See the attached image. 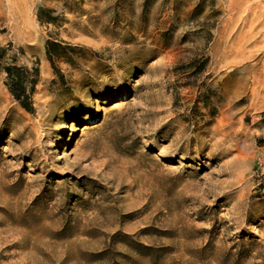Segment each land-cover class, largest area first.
<instances>
[{
  "label": "rangeland",
  "instance_id": "rangeland-1",
  "mask_svg": "<svg viewBox=\"0 0 264 264\" xmlns=\"http://www.w3.org/2000/svg\"><path fill=\"white\" fill-rule=\"evenodd\" d=\"M0 50V264H264V0H0Z\"/></svg>",
  "mask_w": 264,
  "mask_h": 264
},
{
  "label": "trees",
  "instance_id": "trees-1",
  "mask_svg": "<svg viewBox=\"0 0 264 264\" xmlns=\"http://www.w3.org/2000/svg\"><path fill=\"white\" fill-rule=\"evenodd\" d=\"M46 14L48 15V13L39 10L37 16L38 22L40 24L51 25V20L44 16ZM60 49V45L52 42H47L45 45V55L52 68L54 60H61L63 58V56L59 54ZM5 52V50H0V62ZM3 72L6 75V88L9 95L26 114L33 115L32 96L38 77L37 72L33 71L30 73L27 69L17 66L6 67L3 69Z\"/></svg>",
  "mask_w": 264,
  "mask_h": 264
},
{
  "label": "bare ground",
  "instance_id": "bare-ground-1",
  "mask_svg": "<svg viewBox=\"0 0 264 264\" xmlns=\"http://www.w3.org/2000/svg\"><path fill=\"white\" fill-rule=\"evenodd\" d=\"M125 98H123L124 100ZM231 118L229 116L224 117L222 119V123L226 124V127H229V122ZM236 131L233 128H230V132L227 134H224L222 137L225 139H228L229 145L221 151L223 153L222 155H225V157L230 156L232 153H235L236 156L233 159L232 165L234 169H236L237 172H239L238 176H242L244 174V171H246L248 168L251 167V165L254 163L256 158V152L252 144L250 143V140L246 136L245 140L243 142H240L239 145H231L233 143V138ZM231 140V141H230ZM64 142V139L61 141ZM65 144V143H64ZM226 170H230L228 165H225ZM241 182V180H239Z\"/></svg>",
  "mask_w": 264,
  "mask_h": 264
}]
</instances>
